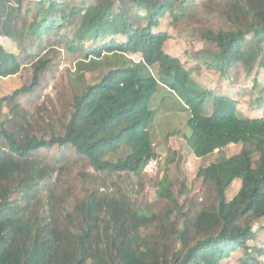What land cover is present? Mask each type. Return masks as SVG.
Segmentation results:
<instances>
[{"label": "trees", "instance_id": "1", "mask_svg": "<svg viewBox=\"0 0 264 264\" xmlns=\"http://www.w3.org/2000/svg\"><path fill=\"white\" fill-rule=\"evenodd\" d=\"M188 1L0 0V36L21 25L24 34L41 42L74 29L70 50L84 58L76 64L84 85L77 92L74 82H68L63 124L44 119L47 129L39 126L27 133L23 124L3 114V101L13 103L39 86L48 60L34 64L29 85L0 100V264H225L239 251L240 264H262L264 249L250 243L256 240L254 227L264 220V107H256L262 110L260 118L242 117L237 102L204 89L178 58L165 52L170 36L154 29L168 13L180 21L183 15L175 10ZM211 1L219 4L218 17L226 23L199 34L215 49L216 69L226 74L240 62L249 72L255 65L264 70V0ZM29 58L0 45V79L21 74L31 64ZM153 68H158L159 79ZM94 72H100L98 79L86 83L87 73ZM165 87L190 113L191 134L184 138L196 159L231 145L242 150L199 167L196 180L204 192L192 195L188 186L184 206L164 174L158 197L168 211L159 217L133 205L128 189L107 188L100 194L96 187L106 185L108 178L140 176L158 158L150 131L152 102ZM16 108L13 104L12 111ZM121 150V157L110 159ZM46 151L60 152L61 173L76 170L78 183L87 185L75 207L79 219L67 218L71 227L57 223L53 210L50 216L40 214L45 200L39 194L46 190L42 182H50L54 174L39 166L38 157ZM170 153L174 157L166 172L176 161V152ZM236 180L241 188L229 200L227 192ZM48 200L53 206V198ZM175 214L181 229L172 221ZM160 221L163 226L156 227ZM145 230H154L148 243L141 234Z\"/></svg>", "mask_w": 264, "mask_h": 264}, {"label": "rangeland", "instance_id": "2", "mask_svg": "<svg viewBox=\"0 0 264 264\" xmlns=\"http://www.w3.org/2000/svg\"><path fill=\"white\" fill-rule=\"evenodd\" d=\"M212 7V17L210 18V9ZM26 4L24 5V10ZM219 4L211 0H189L186 5H178L175 12L183 15L180 21H174L168 13L161 21L155 32H167L170 40L165 45V52L173 57L178 58L184 67L192 74L193 79L199 83L204 89L214 93L216 96H227L238 103V109L242 117L260 118V112L256 107H264V70L255 65L252 71H247L242 63L234 64L233 67L221 74L216 69L217 58L215 57V49L208 46L199 34L200 29L218 28L221 23L219 19ZM75 34L74 29L55 33L52 36H46L43 41L38 42L32 40L27 34L21 30V25L12 30H5L0 36V45L5 51L12 53L20 58L29 56L28 60H32L31 64L24 67L21 74L8 78L0 79V100L5 97L12 96L13 93L21 89L25 85L31 83L33 74V66L39 61H49V66L40 79V84L32 93L22 94L15 99L13 103L9 101L2 102L3 114L11 120H17L19 124L25 126V132L35 131L39 126L47 129V122L44 119L51 120L57 125L63 124L67 116L68 108L66 99H70L69 81L74 82L77 92L83 87L82 78L76 75L77 61L83 60V55L78 51L70 50V44ZM77 43V42H76ZM75 43V46L78 45ZM90 44H85L88 47ZM139 61V56H134ZM153 75L159 79L158 68L152 69ZM100 76V72L87 73L84 80L86 83L95 82ZM71 79H70V78ZM162 90V89H161ZM13 104L17 108L12 111ZM152 107L155 110V119L150 126L152 139L155 145L158 157H162L163 161L156 175L150 176L145 172L140 176L123 175L122 178L106 179L107 184L96 187L100 194L106 193L104 190L112 188L116 190L128 189L132 193V204L138 205L142 210H152L157 216H164L168 211L167 204L158 197L159 183L168 174L173 182V190L179 202L184 206L188 203V186L193 189L192 195L201 194L204 189L201 188L199 181L196 180V172L199 167L208 165L209 163L219 161L223 158H229L240 153L241 146L232 145L221 152H216L205 160H199L194 157L190 151L184 136L191 134L188 127L190 113L185 108L182 101L171 95L168 87H165L158 93L153 102ZM207 111L210 112L211 107L208 105ZM61 129V127H58ZM170 148V149H169ZM172 152H176V161L169 165L166 172V163L169 158L174 157ZM124 150L118 153V156L112 155L111 160L116 161L122 156ZM60 152H43L38 157L43 169L54 172L52 180H45L41 186L46 190L39 194L45 200V205L41 209V216H50L51 210L56 214V222H61L65 227L73 226L67 224V218L74 216L75 220L79 218L76 215L75 207L81 199L87 194V185L81 186L78 183V171L67 170L61 173V164L59 165ZM89 173L94 171L91 168L86 170ZM112 182V183H111ZM186 185L183 187L181 183ZM236 182H240L237 180ZM238 184L234 183L227 197L231 200L238 189ZM95 190L91 188V191ZM54 200L49 204L48 198ZM37 202L35 199L34 203ZM187 208H184V211ZM57 211V212H55ZM58 217V218H57ZM180 217L176 214L172 216V221L177 223L179 229L182 228ZM58 219V220H57ZM75 223V222H74ZM160 227L163 222H157ZM260 226H264V220L260 225H256L254 230L256 240L250 243L264 249V230ZM154 230L142 231L145 241L152 236ZM151 241V239H150ZM142 242V241H139ZM152 243L149 244H153ZM243 252L239 251L232 255V258L225 264H240ZM264 264V257L260 258Z\"/></svg>", "mask_w": 264, "mask_h": 264}, {"label": "built area", "instance_id": "3", "mask_svg": "<svg viewBox=\"0 0 264 264\" xmlns=\"http://www.w3.org/2000/svg\"><path fill=\"white\" fill-rule=\"evenodd\" d=\"M162 161H163L162 157H158V158H154L150 160L148 164L146 165L144 172L150 176L156 175L160 168Z\"/></svg>", "mask_w": 264, "mask_h": 264}, {"label": "crops", "instance_id": "4", "mask_svg": "<svg viewBox=\"0 0 264 264\" xmlns=\"http://www.w3.org/2000/svg\"><path fill=\"white\" fill-rule=\"evenodd\" d=\"M231 146H232V145H231ZM229 147H230V146H229ZM236 181H237V180H236ZM236 181H235L234 183L238 184V187H239L238 189L240 190L242 183H241V181H240V182H236ZM234 183H233V184H234ZM232 186H233V185H232ZM232 186H231V187H232ZM230 189H231V188H230ZM230 189H229V190H230ZM229 190H228L227 193H229ZM239 190H237V192L235 193L234 197L238 194ZM234 197H233V198H234ZM233 198H232V199H233ZM232 199H231V200H232Z\"/></svg>", "mask_w": 264, "mask_h": 264}]
</instances>
